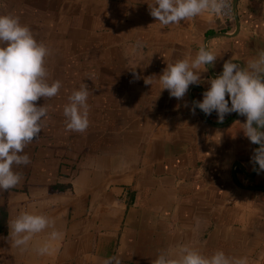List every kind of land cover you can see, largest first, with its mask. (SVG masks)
Listing matches in <instances>:
<instances>
[{"label":"crops","instance_id":"0c3cea01","mask_svg":"<svg viewBox=\"0 0 264 264\" xmlns=\"http://www.w3.org/2000/svg\"><path fill=\"white\" fill-rule=\"evenodd\" d=\"M151 3L0 0V15L19 17L49 47V82L62 84L24 150L31 163L16 169L21 182L0 189V264H103L112 256L151 264L184 244L264 264V172L253 170L259 145L242 131L246 117L230 113L220 123L215 111H191L226 60L243 67L264 49V0H234L226 24L206 13L167 26L150 15ZM201 44L218 56L215 66L182 100L170 97L159 83L166 62L194 57ZM82 82L89 126L66 132L63 106ZM21 210L54 221L61 236L50 254L35 247L51 228L23 251L12 246L8 224Z\"/></svg>","mask_w":264,"mask_h":264},{"label":"clouds","instance_id":"9594fccd","mask_svg":"<svg viewBox=\"0 0 264 264\" xmlns=\"http://www.w3.org/2000/svg\"><path fill=\"white\" fill-rule=\"evenodd\" d=\"M150 15L161 25L179 24L203 14L226 15L230 12V0H152L148 4ZM51 54L49 47L38 41L32 30L20 22L19 17L0 15V189L15 188L22 180L16 169L31 163L24 151L43 130L51 105L46 101L59 95L60 80L49 82L45 67ZM216 53L201 44L192 58L184 57L171 62L159 76L162 90L170 97L182 100L190 85H199L201 74L209 65L215 66ZM134 75L135 72L133 73ZM90 79V77H89ZM145 83L150 84L145 80ZM210 87L203 92L202 101L192 102V113L199 108L204 114L215 111L218 122L237 113L246 117L243 133L251 143L259 145L253 150V170L264 172V49L242 67L228 59L222 72L209 78ZM226 96L228 99H226ZM89 87L81 83L73 89L63 106L66 132H84L89 126ZM43 98L45 103L38 105ZM230 101V106H229ZM187 107V103L185 104ZM258 165V169L255 168ZM12 246L23 251L33 238L46 229H53L48 238L35 247L39 255L50 254L51 242L61 234L55 230L54 221L43 214L21 210L9 221ZM103 264H121L119 257L104 259ZM151 264H245V260L229 256L223 250L209 255L202 254L196 247L184 244L176 253L161 251Z\"/></svg>","mask_w":264,"mask_h":264},{"label":"built area","instance_id":"2783aa9c","mask_svg":"<svg viewBox=\"0 0 264 264\" xmlns=\"http://www.w3.org/2000/svg\"><path fill=\"white\" fill-rule=\"evenodd\" d=\"M230 5H231V8L228 14L219 15V16L212 15V16L216 18L217 20H219L220 22H222L223 24L231 22L234 17V0H230Z\"/></svg>","mask_w":264,"mask_h":264}]
</instances>
